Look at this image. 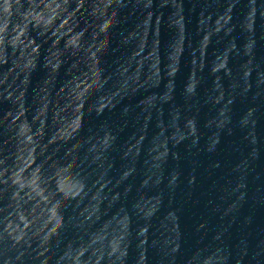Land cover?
Segmentation results:
<instances>
[{
  "label": "water",
  "instance_id": "95a60500",
  "mask_svg": "<svg viewBox=\"0 0 264 264\" xmlns=\"http://www.w3.org/2000/svg\"><path fill=\"white\" fill-rule=\"evenodd\" d=\"M0 264H264V0H0Z\"/></svg>",
  "mask_w": 264,
  "mask_h": 264
}]
</instances>
